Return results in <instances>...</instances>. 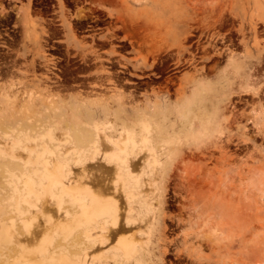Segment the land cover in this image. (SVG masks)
Segmentation results:
<instances>
[{"label":"rangeland","instance_id":"rangeland-1","mask_svg":"<svg viewBox=\"0 0 264 264\" xmlns=\"http://www.w3.org/2000/svg\"><path fill=\"white\" fill-rule=\"evenodd\" d=\"M86 9L119 16L116 24L137 27L140 63L146 59L144 43L149 42L151 52L170 45L175 54L186 26L228 18L224 26L217 23L209 31L221 55L212 49L192 50L197 62L171 75L173 82L153 84L150 94L126 101L142 106L157 93L168 102L165 131L171 143L160 167H147L143 173L150 157L144 150L131 164L133 178L121 181L118 165L100 155L75 165L77 156L67 154L71 147L62 143L63 131L54 132L64 154L52 161L60 164L68 157L71 170L63 183L79 192L88 188L100 201L115 200L116 227L93 219L92 205L83 213L67 202L59 206L50 191L40 193L39 151L43 146L55 149L45 136L38 145L24 144L30 154L12 150L24 130L38 139L68 110L91 107L86 102L97 97L109 103L117 94L118 88L108 85L96 95L53 91L47 74L33 70L46 13L58 10L63 22ZM3 13L17 16L22 40L15 62L23 64L0 74V264H56L58 258L76 264H135L116 254L120 240L135 246L138 264H244L248 257L264 264V0H0ZM189 19L194 22L186 24ZM207 44L203 39L200 47ZM199 81L196 119L187 132L179 130L174 104L192 96ZM128 105L123 115L133 118L136 113ZM110 107L114 111V103ZM12 168L19 178L28 174L17 181ZM54 173L62 180L60 171ZM132 191L136 198L130 203ZM212 202L226 203L229 216L211 209ZM128 219L134 223L127 224ZM231 225L236 226L231 235L221 232ZM46 234L55 235L50 246L54 259H42L37 252Z\"/></svg>","mask_w":264,"mask_h":264},{"label":"bare ground","instance_id":"bare-ground-1","mask_svg":"<svg viewBox=\"0 0 264 264\" xmlns=\"http://www.w3.org/2000/svg\"><path fill=\"white\" fill-rule=\"evenodd\" d=\"M107 1L108 0H106V2ZM117 19L122 20L119 16ZM227 21L228 18L221 15L213 24L200 25L196 28L189 25L186 26V28L181 31L180 37L176 43L177 50L175 54L170 50V45L150 53L152 55V61L149 65L151 72L156 71V73L167 74L166 77L163 78V82L167 83V81H169L171 83L173 82V77H171V75L179 72L186 63L193 64L197 62L196 54L193 53L192 50L197 51L202 49L205 53H208V51L212 49L215 55H221V53L215 50L216 44L213 35H210L209 31L215 27V24L218 23L220 26H224ZM190 22H194V19H189L186 24ZM132 29H134V27ZM196 31L199 34H195ZM203 39L208 41L206 47H200ZM194 40L198 44L196 47H194L193 44ZM187 53L190 55L189 59L185 58ZM169 61H171V63H169ZM147 63V60L144 58L140 65L135 68L141 70L145 69ZM157 81L158 80L154 82L157 83ZM200 86H202L201 83L198 88L193 91L192 96H183L174 104V115L176 116V122L179 124V130L187 132L196 119L193 109L195 98L200 94ZM122 89L123 88H118L117 94L113 95L109 103H107L106 99L103 97H97L95 101L86 102L92 106H101V109H96L92 106H84L80 109L72 108L68 110L67 113L62 114L60 118H56L54 124L48 128V133L46 135L41 134V136H39L40 138L36 139V137L24 130L22 136L17 137L16 140L12 142L13 151L22 150L30 154L32 151L28 150L24 144L36 143L38 145V140H44L43 137L45 136L46 139L53 144L52 146H55V149L50 148V146H43L42 150L39 151L37 163L40 164V167L39 169L37 168L36 173L40 175L38 180L40 193L50 191L51 198L55 200L59 206L67 202L79 208L83 213H85L88 205H92V218L95 220H103L104 226L106 224H111L114 227H116L118 220V210L115 200L111 197H107L106 200L100 201L88 188H84L83 192L70 189L68 185L63 183L71 174L68 157L64 159L61 158L60 164L54 163L52 158H60L64 154L60 152L61 145L54 135L55 131H63L64 141L62 143L63 145L71 147L70 152L67 154L77 156L74 162L75 165H84L87 161H93L100 155L102 160H105L108 164L118 165L119 172L117 173V177L119 180L125 181L126 178H133L131 164L133 161L139 159L142 152L146 150L150 157L148 166L142 169L143 173L149 171L147 167H160L162 158L167 154V146L171 143L170 137L167 136L168 132L165 131L166 120L171 114L170 110L166 107L168 102L156 93L148 104L146 103L139 106L138 104L132 105L129 103L128 105L126 101L135 97V92L125 93V90L123 91ZM111 103L115 105L114 111L111 110ZM126 105H132V109L136 113L133 118H128L126 115H123ZM140 110L143 112H140ZM146 111L148 114H146ZM110 117L114 121L110 120ZM101 118L103 119L101 120ZM117 121H119V123ZM116 122L119 125L116 124ZM127 122H130V124L127 125ZM104 147L110 148L112 151L104 153L102 152ZM46 156L51 159H47ZM14 166H16V164ZM55 170L60 171L62 180L55 175ZM11 171L17 181L23 178V175L26 176L28 174V172L25 171L19 178V176L16 175L18 172H16L17 170H15V168H12ZM10 177H12V175H10ZM116 182L117 181H115V183ZM135 198L136 193L132 191L128 196L129 202H134ZM211 209L220 213L223 217L229 216L227 213L229 207L226 203L212 202ZM86 219H89V217H86ZM88 221L91 220L89 219ZM131 223H134V220L128 219L127 224ZM29 226H25L27 231L30 229ZM104 226L101 227V230H105ZM235 228L236 226L231 225V227L222 228L221 232L231 235ZM87 237H89V235ZM54 239L55 235L50 236L48 234L40 239L37 252L42 259H54V256L50 254V246ZM136 252L134 245H125L121 240L118 242L116 254L122 256V259L126 262L133 260L135 264H138L136 260L137 257L135 256ZM55 263L76 264L75 262L67 261L63 258H58ZM47 264L51 263L48 262ZM244 264L262 263H252V259L248 257L247 262Z\"/></svg>","mask_w":264,"mask_h":264},{"label":"flooded vegetation","instance_id":"flooded-vegetation-1","mask_svg":"<svg viewBox=\"0 0 264 264\" xmlns=\"http://www.w3.org/2000/svg\"><path fill=\"white\" fill-rule=\"evenodd\" d=\"M46 16L44 32L36 40L39 50L33 70L37 75L47 74L53 91L96 95L103 93L108 85L135 92L137 97L150 94L153 84L163 82V74L151 72L149 67V42L144 43L147 49L143 55L147 67L135 68L141 60L137 58L140 51L135 27L116 24V17L91 9L72 16L70 21L62 22L58 10H50ZM16 18V15H0V74L15 71L13 65L23 64L15 62L22 40Z\"/></svg>","mask_w":264,"mask_h":264}]
</instances>
